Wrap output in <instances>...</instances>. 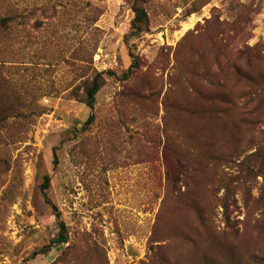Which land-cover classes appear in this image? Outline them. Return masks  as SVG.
<instances>
[{"label":"rangeland","instance_id":"rangeland-1","mask_svg":"<svg viewBox=\"0 0 264 264\" xmlns=\"http://www.w3.org/2000/svg\"><path fill=\"white\" fill-rule=\"evenodd\" d=\"M140 4L0 0V264H264V0Z\"/></svg>","mask_w":264,"mask_h":264},{"label":"trees","instance_id":"trees-1","mask_svg":"<svg viewBox=\"0 0 264 264\" xmlns=\"http://www.w3.org/2000/svg\"><path fill=\"white\" fill-rule=\"evenodd\" d=\"M132 1H133L132 9L135 13V18L132 21L130 36L134 37V36H138V35L142 34L145 31V26L148 23V14H147L145 8L140 4V0H132ZM4 22H5L4 20H1V24H3ZM131 57L134 58L132 53H131ZM133 66H134V64L129 68V70L127 72V76H130L133 73ZM104 84H105V81H104L101 74H97L92 80H87L84 84V95H85L84 102L93 111L95 109L96 96L99 93V91L101 90V88L104 86ZM94 118H95L94 114L92 113L90 115L89 119L87 120V122L85 123V125L89 126L94 121ZM190 121L191 120H189L188 122H190ZM189 126H190L191 130L193 131L190 133L191 136H193V137L197 136L198 138H201V140H203V138L206 136V134L211 132L207 128V126L204 124L203 120H200L199 118H195L193 120V122H191L189 124ZM220 129L222 130L223 128H220ZM179 165H181L180 156H178L176 166H179ZM171 172H172V170H169L170 174H171ZM178 174H179V171L177 170V173L175 171L172 177L176 176L175 177V179H176ZM49 186H50V178L47 177L45 184L43 185V189L46 190V189H48ZM54 209L56 211L57 219H59L60 213L57 212L55 206H54ZM60 229H61V231L58 235V238L56 240H54V244L55 243L63 244V243H66L68 241L66 226L62 222H60ZM48 249L49 248L47 247V249L43 250L41 253H43V254L47 253Z\"/></svg>","mask_w":264,"mask_h":264},{"label":"bare ground","instance_id":"bare-ground-1","mask_svg":"<svg viewBox=\"0 0 264 264\" xmlns=\"http://www.w3.org/2000/svg\"><path fill=\"white\" fill-rule=\"evenodd\" d=\"M193 23H194V22H191V25H189V26L186 28V30L191 29L192 26L194 25Z\"/></svg>","mask_w":264,"mask_h":264}]
</instances>
